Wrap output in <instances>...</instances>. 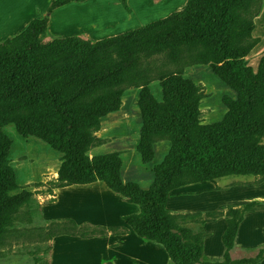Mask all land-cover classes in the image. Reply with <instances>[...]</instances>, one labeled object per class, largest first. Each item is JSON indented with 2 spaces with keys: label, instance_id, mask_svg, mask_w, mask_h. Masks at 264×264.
I'll return each instance as SVG.
<instances>
[{
  "label": "trees",
  "instance_id": "1",
  "mask_svg": "<svg viewBox=\"0 0 264 264\" xmlns=\"http://www.w3.org/2000/svg\"><path fill=\"white\" fill-rule=\"evenodd\" d=\"M85 1L53 0L42 18L0 42V245L21 209L33 202V193L20 190L10 166L11 143L3 128L13 125L23 138H37L61 154L57 188L100 182L136 205L139 212L123 216V222L138 237L161 245L173 264H199L202 225L220 217L227 224L220 264L261 261L264 249L237 261L229 259V252L244 215L264 210L263 203L174 214L166 201L179 187L230 176L264 182V55L256 70L246 61L260 43L252 33L262 0H188L181 11L104 40L42 41L54 10ZM119 2L130 12L126 0ZM194 65L208 66L235 93V98L222 99L226 112L217 123L201 122L203 94L183 76ZM153 81L160 84V101L150 91ZM128 87L139 89L142 123L136 149L142 163L153 161L157 142L169 144L163 161L152 168L154 180L147 189L123 181L119 153L87 156L97 144L94 134L102 118L120 108ZM50 225L48 241L62 235L88 239L123 234L115 227L72 220Z\"/></svg>",
  "mask_w": 264,
  "mask_h": 264
},
{
  "label": "rangeland",
  "instance_id": "2",
  "mask_svg": "<svg viewBox=\"0 0 264 264\" xmlns=\"http://www.w3.org/2000/svg\"><path fill=\"white\" fill-rule=\"evenodd\" d=\"M52 1L0 0V42L19 34L33 19L42 18ZM110 1L112 0H89L82 5L69 4L54 10L49 17L48 29L42 41L46 43L67 37H79L91 42L104 40L109 38L105 36L115 34L114 31L101 27L107 20L123 19L127 13L131 15V18L124 22L125 26L117 29H120L117 35H120L183 10L188 0H126L130 12L123 8L119 0ZM263 12L264 0L261 12L254 20L255 29L252 33L253 37L260 39V43L246 59L247 64L254 70L264 55ZM183 72V76L197 84L203 94L200 105L202 124L219 122L226 112L222 99L235 98V93L218 80L208 66L194 65L186 67ZM149 88L155 100L160 101L159 82H151ZM138 95V88L128 87L124 90L120 108L102 118L100 129L94 134L97 144L88 151L87 156L91 159L119 153L123 181L135 182L147 189L154 180L152 168L163 161L169 144L165 141L157 142L154 145L153 161L149 164L142 163L136 149L142 123ZM3 133L11 143L8 158L17 184L20 190L25 189L33 193V202L29 207L21 209L14 227L5 234L0 245V264H45L49 247L46 232L51 228L50 223L55 222L52 220L63 214V208L62 204L54 206V201L49 200L50 203L42 207L41 213L40 204L48 202V195L52 194L53 190L60 189L57 188V170L61 163V154L51 150L37 138H23L13 125L5 126ZM99 185L103 187V192L107 190L102 183ZM82 189L96 191L91 187ZM123 205L128 207L127 204ZM114 209L120 212L126 210L124 206ZM28 212H32L30 217ZM256 253L248 254L247 258L252 259ZM240 259L242 258L237 260Z\"/></svg>",
  "mask_w": 264,
  "mask_h": 264
},
{
  "label": "crops",
  "instance_id": "3",
  "mask_svg": "<svg viewBox=\"0 0 264 264\" xmlns=\"http://www.w3.org/2000/svg\"><path fill=\"white\" fill-rule=\"evenodd\" d=\"M129 18L131 15L127 13L123 19L107 20L101 27L114 31L115 34L105 37L117 36L120 30L117 29L125 26L124 22ZM255 180L253 176H230L213 183L200 182L182 186L169 193L166 209L174 214H186L224 212L228 206H240L251 202H260L264 205V182L255 183ZM98 183L101 184L97 182L90 186L72 185L53 190L52 194L48 195V202L40 204L41 213L43 206L54 201V206L62 204L63 214L52 221L72 220L77 225L115 227L123 234L108 233L104 237L88 239L67 235L54 237L48 241V259L45 264H173L161 245L138 237L123 222V216L136 214L139 208L126 203L119 195V197L111 195L109 193L111 191L105 186L108 191L103 192V187ZM87 187L96 191L82 189ZM123 204H127L128 207ZM120 206L126 208L125 212L115 211L114 208ZM45 222L47 223L48 220ZM226 227L224 217L202 225L205 236L202 240V257L199 264L224 262L226 249L222 236ZM263 229L264 210L246 213L238 226L229 259L235 261L239 258H247L248 254L264 249ZM256 264H264V258Z\"/></svg>",
  "mask_w": 264,
  "mask_h": 264
}]
</instances>
